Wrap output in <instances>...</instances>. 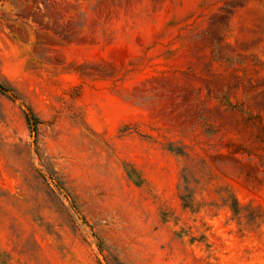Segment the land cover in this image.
<instances>
[{
	"label": "rangeland",
	"instance_id": "rangeland-1",
	"mask_svg": "<svg viewBox=\"0 0 264 264\" xmlns=\"http://www.w3.org/2000/svg\"><path fill=\"white\" fill-rule=\"evenodd\" d=\"M0 264H264V0H0Z\"/></svg>",
	"mask_w": 264,
	"mask_h": 264
}]
</instances>
